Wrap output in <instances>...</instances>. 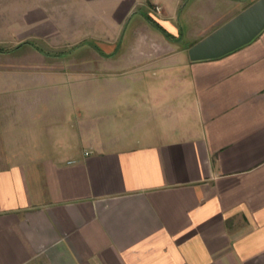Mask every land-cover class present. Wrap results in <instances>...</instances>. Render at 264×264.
I'll return each mask as SVG.
<instances>
[{"label":"crops","instance_id":"crops-1","mask_svg":"<svg viewBox=\"0 0 264 264\" xmlns=\"http://www.w3.org/2000/svg\"><path fill=\"white\" fill-rule=\"evenodd\" d=\"M255 1L0 14V264H264V29L188 52Z\"/></svg>","mask_w":264,"mask_h":264},{"label":"water","instance_id":"water-1","mask_svg":"<svg viewBox=\"0 0 264 264\" xmlns=\"http://www.w3.org/2000/svg\"><path fill=\"white\" fill-rule=\"evenodd\" d=\"M264 29V0L248 7L189 47L192 60L228 54L252 41Z\"/></svg>","mask_w":264,"mask_h":264},{"label":"rangeland","instance_id":"rangeland-1","mask_svg":"<svg viewBox=\"0 0 264 264\" xmlns=\"http://www.w3.org/2000/svg\"><path fill=\"white\" fill-rule=\"evenodd\" d=\"M43 0H0V14L2 13H7V11H11V7H14V11L15 10H18L20 11L19 13L22 14L23 11L26 9L27 6H30L32 4H36V3H39V2H42ZM58 0H56L57 2ZM52 3V2H51ZM16 12V11H15ZM70 48L69 50L67 49H64V50H67V51H72L73 49H71V47H68ZM52 51H63L62 48H56V47H52L51 48ZM85 50L83 49H80V52H84ZM53 82V81H52ZM51 110L53 111L52 113H49L51 112ZM51 110L47 111L44 113V114H47V118H63L64 116H67L68 112H70L68 109H55V108H51ZM72 110V109H71ZM56 112V113H54Z\"/></svg>","mask_w":264,"mask_h":264},{"label":"built area","instance_id":"built-area-1","mask_svg":"<svg viewBox=\"0 0 264 264\" xmlns=\"http://www.w3.org/2000/svg\"><path fill=\"white\" fill-rule=\"evenodd\" d=\"M155 8L158 12H161V7L159 5H156Z\"/></svg>","mask_w":264,"mask_h":264}]
</instances>
